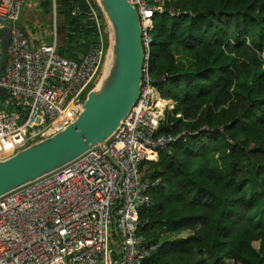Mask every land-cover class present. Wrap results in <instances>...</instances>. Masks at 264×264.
Masks as SVG:
<instances>
[{"label": "trees", "instance_id": "obj_1", "mask_svg": "<svg viewBox=\"0 0 264 264\" xmlns=\"http://www.w3.org/2000/svg\"><path fill=\"white\" fill-rule=\"evenodd\" d=\"M156 5L148 73L173 106L155 133L186 134L146 163L166 186L139 210L148 222L138 234L158 244L147 264H264V0ZM52 9L57 53L79 60L97 41L85 0H28L22 10L41 15L38 34L25 17L18 25L48 43Z\"/></svg>", "mask_w": 264, "mask_h": 264}, {"label": "built area", "instance_id": "obj_2", "mask_svg": "<svg viewBox=\"0 0 264 264\" xmlns=\"http://www.w3.org/2000/svg\"><path fill=\"white\" fill-rule=\"evenodd\" d=\"M26 1L0 0V29L10 30L0 86L11 98L0 96V160L76 120L100 76L107 47L94 0L85 2L97 41L79 60L57 53L54 9L51 41L33 43L18 25ZM128 2L138 16L143 49L138 100L102 147L0 196V264H140L158 249L138 234L148 222L139 210L152 207L151 193L166 187L146 176V163L157 161L160 151L169 153L186 133H155L163 112L171 109L159 108L165 103L156 90L159 81L148 73L149 28L160 0Z\"/></svg>", "mask_w": 264, "mask_h": 264}, {"label": "water", "instance_id": "obj_3", "mask_svg": "<svg viewBox=\"0 0 264 264\" xmlns=\"http://www.w3.org/2000/svg\"><path fill=\"white\" fill-rule=\"evenodd\" d=\"M94 1L107 31L100 76L86 93L74 122L0 160V196L61 168L92 147H102L138 100L143 49L136 10L128 0ZM0 37L1 76L7 59L9 27L0 29ZM0 96L11 101L1 86ZM152 258H144L140 264Z\"/></svg>", "mask_w": 264, "mask_h": 264}, {"label": "rangeland", "instance_id": "obj_4", "mask_svg": "<svg viewBox=\"0 0 264 264\" xmlns=\"http://www.w3.org/2000/svg\"><path fill=\"white\" fill-rule=\"evenodd\" d=\"M163 0H160V3L162 2ZM21 12H22V9H21ZM27 12H29V11H27ZM28 17H27V16ZM25 16H26V19H29V20H32L33 22H34V24H33V26L35 27V29H36V31H35V33L36 34H38V30L39 29H37V27L40 25V18H39V16H41V15H39V14H34V17L35 18H31L30 17V14L29 13H27V14H25ZM31 21V22H32ZM36 21L38 22L37 24H36ZM36 25V26H35ZM42 27H43V29H46V27H47V22L45 21V19L44 20H42ZM34 33V34H35ZM49 35V34H48ZM51 39V38H50ZM51 40H49L48 42H50ZM176 52V51H175ZM174 52V53H175ZM175 59L178 61V60H182V61H187L188 60V57H183V56H181V54L179 53V51L178 52H176L175 53ZM2 97V96H1ZM159 106V108H163V107H165V103H163V104H160V105H158ZM208 163H209V165H214L215 163H216V161H215V159H209V161H208ZM186 235V232L183 234V236H185Z\"/></svg>", "mask_w": 264, "mask_h": 264}, {"label": "crops", "instance_id": "obj_5", "mask_svg": "<svg viewBox=\"0 0 264 264\" xmlns=\"http://www.w3.org/2000/svg\"><path fill=\"white\" fill-rule=\"evenodd\" d=\"M29 1H31V0H29ZM25 14H27L26 12H24V10H22V12H21V18L22 17H25V19L24 20H26V21H32V20H29V19H26V16H25ZM34 14H36V13H33V14H30V17L31 18H35L34 17ZM28 17V16H27ZM39 22V21H38ZM37 21H36V24L38 23ZM32 24H34V22L32 21ZM34 27V26H33ZM35 28V27H34ZM37 29H38V27H37ZM39 31V30H38ZM36 38H37V36H36ZM38 39V38H37ZM43 43H45V42H43ZM163 102H165V105H166V108H172V106H173V102L171 101V100H166V99H161Z\"/></svg>", "mask_w": 264, "mask_h": 264}]
</instances>
